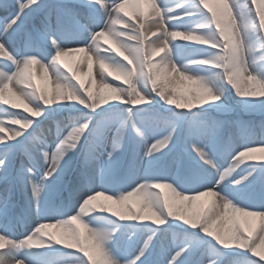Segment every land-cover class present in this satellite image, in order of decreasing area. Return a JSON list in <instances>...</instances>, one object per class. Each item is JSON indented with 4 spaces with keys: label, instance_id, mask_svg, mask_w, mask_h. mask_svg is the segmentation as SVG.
Masks as SVG:
<instances>
[{
    "label": "snow or ice",
    "instance_id": "obj_1",
    "mask_svg": "<svg viewBox=\"0 0 264 264\" xmlns=\"http://www.w3.org/2000/svg\"><path fill=\"white\" fill-rule=\"evenodd\" d=\"M232 2L233 0H229L230 5ZM130 4L136 6L140 17L145 15L141 5H148L151 8L154 13V19L150 22L147 30L144 28L143 19L136 20L133 14L126 11L127 6ZM201 5H203V8ZM204 9H207V12ZM236 11L233 8V12L236 13ZM41 12H43L42 17L39 16ZM120 13H124V16L119 15ZM125 16L129 17V19L125 20ZM212 19L210 6H207L202 0H175V3L170 6L166 5L163 0H123L120 3L117 0H110V3L105 2V0H59L58 3L48 5L42 3V0H0V57H3L0 60V64L3 65V67H0L3 69L0 72V84L11 83L16 86L18 74L23 72L24 68L31 63L32 58L47 64L56 55L63 63L62 57L69 56L72 53H83L81 62L85 63L86 67L81 69L75 79L65 73V78L78 100L72 99L66 102H75L92 111L101 109L97 116H101L102 112L106 111L103 108L105 105H128L127 114L116 127L115 134L112 135L110 140L104 135L101 121L97 120L95 124L91 123L93 119L91 115L85 114L82 122H76L73 126L64 125L63 128L66 130H62L61 124L53 121L56 133L54 147L49 146L46 140V137L51 134V128H41L40 125H37V127L32 128V131H28L33 122L42 116L44 109L48 107L47 105L39 107V116L33 117L24 114L21 118L26 121L25 127L9 123L6 116L0 119V126L8 130L7 134L0 132V145L3 146L0 148V181L3 182L2 186H0V264H24L22 255L24 250L42 249L51 245H59L66 249L76 250L82 255L83 264H90L84 251L78 247L66 246L54 239H45L39 246H30L27 243L29 239L35 238L39 225L52 223L47 218L46 209L42 207L40 200L41 193L45 188L44 182L50 181L51 185L56 186L64 185V176L69 173V169L72 167V156H69L63 164H61V161L67 153L76 150L75 155L79 157V168L75 177H71L69 174L70 178L66 185L69 196L71 197L73 192L88 186L98 170L101 173L103 172L101 156H106L104 164L116 162L117 157L114 154L121 148L124 139V129L128 124L131 125L135 136L140 139V143L145 149V155L153 160L158 159L157 154L163 155L164 150L168 149L172 143L175 126L167 135L153 139L149 144L144 141L147 129L138 127L133 119V109H139V106L151 104L153 102L152 96L158 97L164 104L177 109L178 119H184L188 111L201 108L208 103L219 102L220 99L192 105H177L174 102H167L170 96L175 95L178 91L180 79L170 64L165 66L162 63V57L166 54L173 57L175 42H190L201 46L208 52L206 55H199L187 61L188 63L181 69L186 76L192 75L189 74V68L194 66L214 68L217 72H221L222 67L217 66L215 63L193 62L211 60L217 56L222 48L218 36L214 41L216 47H213L212 43H196L191 39L180 40L172 38L174 33L185 32L188 29H191L194 35H202L210 30L215 31L214 25L210 23ZM185 21L193 22V26L187 29L184 28L183 22ZM117 24H122L124 27L118 30L115 28ZM70 30L74 39H79L84 33L87 34V37L84 42L76 43L75 47H62L60 41L68 36ZM100 33H106L116 40L127 59L117 55L112 48L103 49L102 51V45L97 42L99 40L98 34ZM258 36L259 33L256 34V38ZM105 42L109 41L105 40ZM45 44L48 45L47 49L44 48ZM249 52L252 55V60L249 63V57L246 54L244 59L245 67L256 79L264 82V78L254 74L251 70L257 60L264 61V43L250 47ZM154 57H159V60H154ZM101 58L107 64L124 72L127 77V83H120L114 86L107 81V77H112V74L107 69L101 70L100 68L97 73L99 82L93 79V65H99L98 61ZM101 73H103V79H101ZM81 77H88V86H86L84 79ZM114 80L121 82L120 79ZM137 80L145 82L150 91L145 92L140 89L136 83ZM91 81H95L92 86H90ZM105 84L117 89V95L110 96L107 99L97 97V102L92 103L89 93L97 86L102 89ZM125 89L131 90L130 94L124 95L123 90ZM165 90L169 92L170 96H165ZM136 93L144 97L143 102L136 98ZM237 96L245 104L250 103L251 99L259 98L262 106H264V96ZM161 97H164V99H161ZM217 106L220 107L221 105L217 104ZM5 110L6 107L0 106V113ZM69 120L72 121L73 118L69 117ZM226 123L228 122L217 120L216 118L191 121L192 126L187 134V143L190 151L194 153L195 161H198L195 170L203 172L210 169L214 173L215 181L214 183L208 182L203 176H200L194 181V194L208 191L221 194L219 189L222 182L230 177L241 164L245 163L244 161L237 164L235 160L237 154L249 148H264V123L259 126L261 130L260 142L246 143L244 147L235 152L231 141L226 140L222 134V129ZM252 139H254V134L249 137L250 141ZM203 141H207V143ZM210 153L214 155H210ZM17 156L20 158L18 166L14 164V159ZM225 156H229L230 160L226 167L221 168L215 163V159ZM40 159L43 160L42 167L39 165ZM174 159L178 166H183L185 163L181 153H177ZM246 161L264 162V158H254ZM37 173H39L38 181L36 178ZM251 175L252 173L249 172L247 175L232 181V183L240 185ZM160 181L166 180L158 175H153L145 182L136 184L126 193L132 192L142 184ZM20 190L25 191L27 200V205L23 211L19 210L17 200ZM28 191L31 194L30 199L27 198ZM95 192L97 191L85 194L75 212L68 215L64 220L74 215L83 201ZM202 198L204 197H201L196 203L200 202ZM207 203L208 200L206 199L200 205L207 207ZM244 208L251 212L264 213V202L260 204L251 203ZM31 209H36V226L31 232L16 236L14 232L15 225L17 223L21 225L25 223L27 213ZM167 218L170 217L165 216L164 223H152L149 217H141L139 220L128 219L120 221L150 222L154 226H162ZM202 233L206 234L214 242V249L207 258V264H217L216 257L221 255L217 251L219 248H235L240 252H246L247 255L241 257L237 264H262L264 262L260 258L254 259L253 257L255 256L251 254L248 248L225 245L213 238L212 235H208L207 229ZM154 235V232L148 235L142 246L130 259L120 260L106 250L105 258L108 264H137V261H140L141 264H146V261H142L141 257L145 256V252L149 248ZM258 238L259 233L256 236V239ZM186 247L182 246L179 250L168 252L164 264H189V258L192 253L186 251ZM165 251L166 249L162 247L161 253ZM203 256L204 254L202 253V259L197 261L196 264H204Z\"/></svg>",
    "mask_w": 264,
    "mask_h": 264
},
{
    "label": "clouds",
    "instance_id": "obj_2",
    "mask_svg": "<svg viewBox=\"0 0 264 264\" xmlns=\"http://www.w3.org/2000/svg\"><path fill=\"white\" fill-rule=\"evenodd\" d=\"M210 6L215 31H208L202 35H194L191 29L173 34V39H191L196 43H212L216 47L215 39L218 36L222 44L221 51L211 60L193 61L194 63H215L222 67L211 77L200 75L186 76L181 71L185 64L177 65L173 57L167 54L162 57V63L171 65L180 79V86L175 95L165 90V96H170L167 102L177 105H192L206 103L221 99L223 90L217 85L222 81L231 86L236 95L264 96V82L245 67L244 59L247 54L249 63L252 55L248 42L249 34L257 37L259 43H264V0H202ZM233 8L237 11L233 12ZM239 17V19H237ZM99 39L107 40L117 55L127 57L121 46L106 33L98 34ZM159 43V42H157ZM99 68L107 69L113 79H120L127 83L124 72L99 59ZM58 69L62 70L58 71ZM3 69L0 68V72ZM81 72L80 64L74 68L61 63L54 55L47 64L32 58L16 79V86L11 83L0 84V105L6 110L0 114L8 118L9 123L25 127L26 121L21 117L26 113L29 116H39L37 105L50 106L55 103L77 99L71 86L68 84L65 73L76 78ZM103 79V73H101ZM142 81V80H140ZM42 82V83H41ZM95 81H91L90 86ZM129 89L123 90L124 95L130 94ZM118 90L105 84L103 88L94 87L89 93L92 103L96 98L107 99L117 95ZM136 98L143 102L144 97L136 93ZM164 99V97H161ZM21 109V111H8V109ZM23 114V115H22ZM7 131L0 126V132ZM260 153L259 156L256 154ZM254 158H264V148H249L241 151L235 157L237 164ZM201 197L207 198V207L196 203ZM102 213L115 217L118 220L135 219L141 217L151 218L152 223H164V217L174 218L191 228H199L225 245H234L238 248H248L251 254L264 260V213L251 212L238 206L224 194L217 192H202L185 194L167 181L142 184L132 192L118 195H108L97 191L87 197L79 206L74 215L66 220L57 219L52 223L41 224L36 230L35 238L29 239L30 246H39L45 239H54L66 246H75L84 251L90 264H108L105 258L106 244L114 237L115 229L106 227H93L90 221L98 219L94 214ZM90 218L86 221L85 218ZM257 233L259 238L256 239ZM257 240L259 242H257Z\"/></svg>",
    "mask_w": 264,
    "mask_h": 264
},
{
    "label": "rangeland",
    "instance_id": "obj_3",
    "mask_svg": "<svg viewBox=\"0 0 264 264\" xmlns=\"http://www.w3.org/2000/svg\"><path fill=\"white\" fill-rule=\"evenodd\" d=\"M58 2L59 0H49L46 5L55 4ZM174 3H175V0L166 1V5H169V6ZM141 8H142V5H141ZM42 15H43V12L39 14L40 17H42ZM209 15L211 14L209 13ZM121 16H124V15L121 14ZM125 18H126L125 20L129 19V17L127 16H125ZM248 42L252 44L253 47L259 44V41L257 40L256 36L253 34H249ZM110 48L111 47L103 46L102 51L103 49H110ZM203 50L204 49H200V48H189V49L184 48L183 51L184 52L190 51V53L191 52L195 53V51H197V53H201V52L205 53ZM181 64H183V61H180V65ZM200 69L203 70V72L208 77L213 76L217 72L216 69L214 68L200 67ZM251 70L254 72V74H257L259 77L264 78V61L257 60V62L253 65ZM95 71L98 72L99 69L96 68ZM97 72L93 73V76L95 79L97 77ZM217 85L220 86L223 90V95L221 96L220 101L217 103H208L201 108H196L194 110L188 111L184 119H178V115H177L178 110L172 106L163 105L162 103H160V101L155 96L151 97L153 101L151 104H145L143 106H139V109H133L134 111L133 119L136 120V122L140 126L146 127V125L148 126L147 123L149 120L155 119L156 121H158V118H159L158 123L164 126V128H168L172 130L173 126H175V131H174L175 144L173 145V147H169L168 149H166L163 155L160 154L161 155L160 158H166V163L164 164V167H165V172L167 173L168 172L167 166L170 165L169 157L175 158L177 153H181L183 155L185 163L183 166H181L180 171H179L180 173L179 175L180 183L179 184L182 183L185 186L193 187L195 186L194 181L197 178H199L200 176H203L204 178H206L207 173H208V170H205L203 172H199L195 170L196 163H198V161H195L192 158L193 153L190 151V149L183 148L184 146L182 145L185 143H186L185 145H188L187 134H188L189 129L192 126L191 125L192 120L199 121V120H207L209 118H216L217 120L228 122L224 125L222 129V134H223V137L226 140H230L232 144H233V138L236 136L234 134L235 131L232 130V127H233L232 124H234V126L241 127V131L237 133V136L239 137V141L237 144L239 145L240 149L246 143L260 142L261 130L259 126L261 123H264V106H262L260 99L254 98V99H251L250 103L245 104L241 102V98H239L234 93V90L231 88L230 85L222 81H218ZM146 90L150 91L149 87ZM217 104L221 106L218 107ZM0 106H4V105H0ZM56 107L58 109L57 112L51 113L45 118L39 119L35 127H37V125H40V127L42 128V125L44 124V122H48L49 124H47L46 127L44 125L43 128L49 127L53 131L55 128V123H53V121L57 123V121L61 120L62 122H64V125H74L76 122H82V118L84 117V115L88 114V115H91L93 118L91 121L92 124H95L96 121L99 120L101 121L102 128L105 130L107 129L109 122H113L117 118L123 119V117L127 114L126 110L128 108V105H125V104L105 105L103 106V108L106 109V111H103L101 116H97V113L101 112V109L92 111L89 109H85L83 106L76 104L75 102H66V104H63L61 107L60 106H56ZM8 111H21L22 112L21 109H11V108H9ZM0 115H1L0 117L1 119L5 118L4 115L2 114ZM69 117H72L73 120L70 121ZM128 125L131 126L130 124ZM128 125L125 126L124 136L126 134L131 133V130L129 133ZM127 126H128V130H127ZM10 127H14V126H10ZM28 131H32V128H30ZM253 134H254V139L250 141L249 137L253 136ZM185 139H186V142H185ZM180 141L182 142V144H179ZM126 143H127L126 140L122 141V145L126 146ZM129 143H130V146H129L130 150L126 157V161H125L126 163L122 167L121 175L118 174L119 159H117L113 165L114 171L112 172L116 171L117 173H115L112 176L113 180L111 181V183L116 187L118 186V184H121V187H117L115 190L116 195L123 194L122 190L123 189L125 190V188L122 186V183L126 181V178L128 177L127 175L131 171V165H132V162L134 160V155H135L134 147H136L137 143L139 142H137V140L133 138L129 140ZM132 150L134 151L132 152ZM75 152L76 150H73L71 153H68V157L72 156V167L69 169V173L65 174L64 176V181L66 183L68 180L67 179L68 175L72 172V170L76 166L74 164V158L76 157ZM212 155L214 154L212 153ZM217 158L222 160V164H223L222 167H224V162H223L224 159L227 161L230 160L229 156H225L223 158H220V157H217ZM247 165H248L247 162L244 164H241L231 174V176L226 179L227 183L225 182L226 184L224 185V187H228V188L232 187L234 188L233 191L226 190L225 188H222V186L220 188L221 194L228 196V198H230L233 201V203L241 207H245L251 203H255V200L257 199H260V201L264 202V199L261 200V191L259 187L255 186L254 184H251L250 178L242 182L240 185H234L231 181L233 178L235 179L236 175L240 173L243 169H245ZM104 166L107 167L106 164H104ZM154 169L155 168H153L152 171L155 172V175H158L162 172V167H159L156 170ZM185 172L188 173V176H185ZM75 175L76 174H73L72 177H75ZM212 179L214 180V173L211 177V180ZM121 180L123 182L119 183V181ZM2 183L3 182L0 181V186H2ZM92 183H93V180L91 181L90 185ZM46 184H47V190H46V193L41 198V201H42V207L46 209L47 218L50 214V217L48 218L49 220L51 216H52V220L53 219L54 220L55 219L56 220L65 219L68 215L73 213L72 212V206H73L72 202L75 197V192H73V194L70 197L67 187H65L66 184L61 185V186H56V185H51L50 181H46ZM65 191H66L65 195L62 194L60 196L61 197L60 201L55 202L56 197ZM17 199L20 201L18 205L19 210L23 211L25 206H23V203L21 202V197L18 195ZM203 203H204L203 201L198 202V204H203ZM35 213H36V209H35ZM27 219H28V216L26 217V220ZM110 221L112 223H119V224L121 223V226L122 227L124 226V228L126 229L127 227L125 226H128L126 224L129 222V221L122 222L115 217L110 219ZM129 223H132V222H129ZM31 226L32 225H28V224L26 225L27 228H30ZM179 229H182V227L180 224H177L172 230L175 233V235L172 237L173 240L177 238V232ZM190 230L194 231L195 229H192V228L187 229L186 231L183 232V235H187V236H190V238H193L191 236L194 234V232ZM195 235L197 234H194V237ZM130 238L133 239L132 244L135 245L136 238L133 237L131 234H130ZM110 242L109 243L111 247L115 248L119 244L120 240L114 239ZM189 245L190 247H186V251H190L192 253V255L189 258L190 259L189 264H194L200 252L199 251L200 246L193 245V243H189ZM53 247H55V249ZM50 249L52 250L50 251ZM209 249L210 250L208 251L210 252L213 251L214 246L213 245L211 247L209 246ZM220 249H217V251L218 252L221 251ZM46 250H48V252H45ZM232 253L233 251L230 254L229 253L226 254L224 258L227 257L229 259ZM31 256L33 257V260L36 259L37 262L47 261V262L55 263V262H71V261L77 260L79 264H83V257L80 253H78L76 250L66 249L59 245H51L48 248H42L36 251H32ZM243 256H246V255H243ZM230 259L236 260L239 258H230ZM137 264H139V262H137ZM146 264H151V263L149 261V262H146ZM262 264H264V262H262Z\"/></svg>",
    "mask_w": 264,
    "mask_h": 264
},
{
    "label": "bare ground",
    "instance_id": "obj_4",
    "mask_svg": "<svg viewBox=\"0 0 264 264\" xmlns=\"http://www.w3.org/2000/svg\"><path fill=\"white\" fill-rule=\"evenodd\" d=\"M48 1L49 0H42V3H44L46 5ZM166 1H171V0H163V2L165 4H166ZM105 2L110 3V1H108V0H105ZM117 2L120 3V2H123V0H117ZM210 6H212V5L210 4ZM201 7L203 8V5H201ZM142 9L145 11V15L143 17H140L138 15L136 6L134 4H130L129 6H127L126 11H128L130 14H133L135 16L136 20L143 19L144 28H145V30H147L148 27L150 26V22L154 19V13L152 12L151 8L148 5H142ZM204 11L207 12V9H204ZM121 14L124 15V13H120L119 15H121ZM106 19H107V17H106ZM124 19H126V18L124 17ZM192 26H193V22H189V21L183 22V27L186 29L191 28ZM122 27H124V25H122V24L115 25V28L118 30ZM153 30H155V29L153 28ZM86 37H87V34L84 33L79 37V39H74L73 33L70 30L68 33V36L66 38L62 39L60 41V43H61V46L65 47V48L75 47L76 43L84 42ZM149 38H151V37H149ZM97 42L100 43L102 45V47L103 46L111 47L110 42H105V40H103V39H99ZM184 46H195L197 48L203 49V48H201V46H198L194 43L181 42V41L175 42V45L173 46V48H174L173 61L175 63H177L178 66L180 65V61H183V64H185L190 58H195L199 55H206L208 52L205 49L203 50L205 53H203V52L197 53V51H195V53L194 52L190 53V51L184 52L183 51ZM44 48L47 49L48 45L45 44ZM161 55H163V54H161ZM82 57H83V53H72L69 56L62 57V61H63V64L67 65L68 67H73V68L79 63L81 69H83L86 67V64L81 62ZM2 59H3V57H0V60H2ZM45 59H47V58H45ZM153 59L158 61L159 57H154ZM0 67H3V65L0 64ZM96 68L99 69L98 64H94L93 73L97 72V71H95ZM58 71H62V70L58 69ZM189 74L208 77L203 72V70L200 69V66L190 67L189 68ZM105 75H107V74L105 73ZM81 78L84 79L86 86H88L89 85L88 77H81ZM93 79H95L94 76H93ZM95 80L97 82H99V76L98 75H97ZM107 81L111 82L114 86L122 83L120 81L114 80L112 77H107ZM136 83L140 89H143L145 92H148L146 90L148 88V86H146L145 82L137 80ZM156 98L160 101V103H162L163 105H166L158 97H156ZM63 104H66V101L55 103V104L45 108L42 116L39 117L38 120H35L30 128H34L36 123L39 121V119L45 118L49 114L57 112L58 109L56 106L61 107ZM37 106L41 107V105H37ZM0 117H1V115H0ZM121 120H122L121 118H119V119L117 118L113 122H109L107 129H105V130L103 129L104 135L107 138H109V140L112 137V135L115 134L116 127H118ZM135 122H136V120H135ZM57 123L61 124L62 130H66L63 128L64 122L59 120V121H57ZM47 124H49V123L44 122V124L42 125V128L44 125L46 127ZM50 125H52V124H50ZM69 126H71V125H69ZM137 126L147 129V134L144 137V141L146 143H149V144L153 141V139L163 137V136L167 135V133L169 131H172L170 129L165 130L164 128L159 129V128H157L158 126L156 127L155 123L154 124L150 123V124H148L147 127L140 126L137 123ZM232 126H233L232 130L235 131L234 134L236 135L234 142L232 144L233 148H234V152H235V151L240 150L239 145L237 144L239 141L237 133H239L241 131V127L234 126V124H232ZM47 128H49V127H47ZM51 133H52V131H51ZM50 135H48V136H50ZM133 138H135L137 140V142H139V143H137V146L134 147L135 151L132 150V152L134 151V153H135L134 160H133L132 165H131V171L127 175L128 177L126 178V181H124L122 183V186L125 188V190L124 189L122 190L123 193H126L127 191L131 190V188L134 187L136 184L145 182L149 177L153 176V173H155L154 171H152L153 168H155L154 170H156L157 168L164 166V163H165L163 158L160 159V161H159V159L153 160L151 157L146 156L145 155V149H144L143 145L140 143V139L137 138L134 133H133L132 139ZM55 139H56V134H54L53 136H51L49 138V140H50V142H48L49 146H51V147L55 146L54 145ZM185 142H186V139H185ZM203 142L207 143V141H203ZM174 144H175V141H174V133H173L172 143L169 145V147H173ZM179 144H182V142L180 141ZM185 144H182L184 146L183 148H188V145H185ZM1 147H3V146L0 145V148ZM122 152H123V145L121 144L120 150L116 154H114L117 157V159H121ZM234 152H233V154H234ZM210 155H212V153H210ZM256 155L259 156L260 153H257ZM157 156L159 157L160 154H157ZM67 157H68V153L62 159L61 164H63L64 161L67 160ZM192 158L195 160L194 153L192 155ZM100 159H101V163L103 165V172L101 173L98 170L92 179L93 183L91 185L89 184L88 186L81 188L79 191H75V197H74V200L72 202L73 203L72 204L73 205L72 206V212L73 213L75 212L80 200L83 199L85 194H91L94 191H104L106 194L115 196L116 187L111 183V181L113 180V177H112L113 172L112 171H114V168H113L114 163L106 164L107 167H105L104 161L106 160V156H101ZM215 160H216L215 163L217 165H219V167L223 166L221 159L216 158ZM78 162H79V159H78ZM169 162H170V165L168 168L169 169L168 173L164 174L162 172V174L158 175V176L160 178L166 180L167 182L173 183V185L175 187H177L178 190L183 191L185 194H194L193 190H194L195 186L188 187L182 183L179 184L180 181H179V176H178V170H179L180 166L177 165L175 159L173 157H169ZM223 162H224V167H226L227 164L229 163V161H227L225 159ZM246 162L248 163L247 167L245 169H243L240 173H238L236 175L235 179L233 178L231 181L239 179L241 176H245L249 172H251L252 175L249 176L248 178L251 179V184H254L255 186L259 187V189L261 191V200H262V199H264V162L245 161V163ZM19 163H20V158L17 156L14 159V164L16 166H18ZM39 165L41 167L43 166V160L42 159L39 160ZM78 168L79 167H77V169H75L74 174L77 173ZM108 169H109V171H108ZM58 171H59V169H58ZM212 175H213L212 171L210 169H208L207 177L205 178L206 181L214 183L215 181L213 179L211 180ZM36 178L38 181L39 180V173L36 174ZM225 182H226V180L224 182H222V185H221L222 188H225L226 190L233 191L234 188H232V187H229V188L224 187V185L227 183V182L226 183ZM44 183H45V188H44V191L41 193L40 200L43 197V195L46 193V190H47L46 181ZM221 186H220V188H221ZM18 195L21 197V202L23 203V206L26 207L27 200L25 197V191L20 190L18 192ZM30 195H31L30 191H28V193H27L28 199H30ZM206 199L207 198H202L201 201L205 202ZM19 202L20 201L18 200V205H19ZM261 202L262 201H260V199L255 200V204H260ZM41 204H42V201H41ZM25 207H24V209H25ZM52 215H54V214H52ZM94 215L96 217H98V219L95 221H91L90 222L92 224L91 226H93V227H106L109 229L114 228L116 230L112 240H114L115 238L117 240H120L119 244L115 248L114 247L112 248L110 245V243H111L110 242V243L106 244V248L108 249L110 254L114 255L115 257H117L120 260L132 258V256H134L136 254V252L138 251V249L142 246L143 241L145 239H147V236L152 234L153 232L155 233V235L153 236V240H152V242H150L149 248L145 252V256L141 257V260L146 259V262L154 261V263L152 262V264H164V260L167 256L168 252L179 250V248L182 246L190 247L189 243H193V245H196V246L199 245L200 246V250H199L200 252H199V254L197 256V260L195 261L194 264H196L197 261L202 259V253L204 254V256H203L204 264H207V258L209 256V254L212 252V251L211 252L208 251V250H210L209 246L210 247L212 245L214 246V242L211 240V238H209L206 234H203L199 228H196L194 231L190 230V231L194 232V234H197V235H195V237L193 234L191 236L193 238H190V236H187V235H183V232L186 231L187 229H190L191 227L184 225L182 222L177 221L174 218H167L165 224L162 226H154L149 222H132V221H129L132 223L128 222L126 224L128 226H125V227H127V229H126V228H124V226L123 227L121 226V223L120 224L119 223H112L110 221V219L113 217H111L108 214L97 213ZM27 216H28V219L26 220L25 223H23L22 225L17 223L15 225V229H14L15 235L21 236L23 234H27L28 232H31L32 229L36 226L37 219H36L35 209L29 210L27 213ZM49 217H50V214H49L48 218ZM85 219H86V221H90V218L86 217ZM50 220H51V222H54L56 219L52 220V216H51ZM27 224L32 225V226L30 228H27L26 227ZM177 224H180L182 229L178 230L177 238L175 240H173L172 237L175 235V233L172 230L174 229V227ZM146 226H148V227H146ZM130 234L136 238L135 245L132 244L133 239L130 238ZM210 240H211V242H210ZM257 242H259V241L257 240ZM162 247L164 249H166V251L163 253H161ZM45 248H48V247H45ZM53 248L55 249V247H53ZM234 249L235 248H232V249L221 248L220 249L221 251H219V253H221V255L216 257L217 264H237V262L239 261V259L243 255H247L246 252H240L238 249H235V250ZM36 250H38V249L24 250V252L22 253L23 258H24V264H79L77 262V260H74L71 262H55V263H51V262H47V261H43V262L38 261L37 262L36 259L33 260V257L31 256V252L36 251ZM51 250L52 249H50V251ZM232 251H233V253L229 257V259L227 257L224 258V256L226 254H228V253L230 254ZM45 252H48V250H46ZM230 258H239V259L232 260ZM253 258L259 259V257H253ZM137 262H139V261H137Z\"/></svg>",
    "mask_w": 264,
    "mask_h": 264
}]
</instances>
